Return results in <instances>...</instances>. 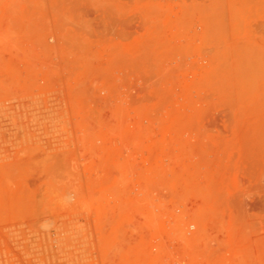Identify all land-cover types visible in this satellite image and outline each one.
I'll list each match as a JSON object with an SVG mask.
<instances>
[{"label": "rangeland", "instance_id": "1", "mask_svg": "<svg viewBox=\"0 0 264 264\" xmlns=\"http://www.w3.org/2000/svg\"><path fill=\"white\" fill-rule=\"evenodd\" d=\"M0 264H264V0H0Z\"/></svg>", "mask_w": 264, "mask_h": 264}]
</instances>
